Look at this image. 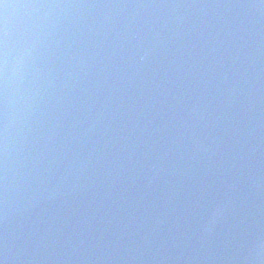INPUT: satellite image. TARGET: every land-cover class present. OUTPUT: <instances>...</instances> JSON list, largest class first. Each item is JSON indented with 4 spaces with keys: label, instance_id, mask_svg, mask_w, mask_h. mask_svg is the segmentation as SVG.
<instances>
[{
    "label": "clouds",
    "instance_id": "9594fccd",
    "mask_svg": "<svg viewBox=\"0 0 264 264\" xmlns=\"http://www.w3.org/2000/svg\"><path fill=\"white\" fill-rule=\"evenodd\" d=\"M0 264H264V0H0Z\"/></svg>",
    "mask_w": 264,
    "mask_h": 264
}]
</instances>
